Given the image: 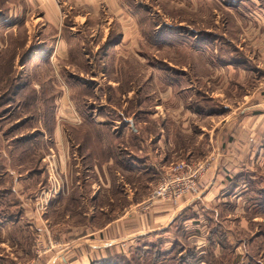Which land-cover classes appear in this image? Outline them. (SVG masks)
Instances as JSON below:
<instances>
[{"label": "rangeland", "instance_id": "374dc122", "mask_svg": "<svg viewBox=\"0 0 264 264\" xmlns=\"http://www.w3.org/2000/svg\"><path fill=\"white\" fill-rule=\"evenodd\" d=\"M122 1L121 16L108 11L101 13L100 27L92 40L94 47L99 46L111 28L116 34L121 29V46L106 48L103 80L80 76L84 82L99 84L100 89L97 96L83 97L84 101L76 103L77 93L81 90H76L75 85H71L70 89L66 77L78 75V68L82 69V66L78 57L74 65H68L61 56L65 47L56 48L57 34L48 21L50 17L47 18L43 10L47 1L0 0V165L4 167L0 168V264H34L41 257L50 258L47 255L49 252L65 246L64 242L67 241L60 240V235L70 230L67 225L90 222V218L84 215L99 210L93 207L95 202L90 199L91 192L85 189L78 203L70 198L74 194V186L70 182L87 183L95 181L96 176L75 174L73 169L78 167L74 160H70L68 167L73 174L64 179L52 175L54 165L44 159L48 154H53L51 141H54V125L60 129L63 125V121L56 118L58 112L55 104L56 101L59 104L63 92L70 103H76H72L74 115L79 113L75 108L86 103L87 106L93 105L94 112L98 107H103L107 118L120 121L121 126L127 127L125 124L133 121L139 127H144L140 128L142 137L153 136V139H157L162 135L164 154L157 161L167 167L161 170L160 175L129 172L121 162L120 169L112 167L115 173H119H113L110 177V188L102 192V187L98 189V204L105 207L103 211L111 212V218L117 212H124V206L129 203L128 195L133 200H141L135 207L138 206V211L143 210L139 204L148 199L169 165L179 161L197 163L209 156L196 159L200 151L207 149L209 140L204 132L217 117L189 112L186 106L196 109L203 106L207 111L216 112L220 109L224 111V105L229 109L235 105L234 101L241 100L243 89L240 86L235 89L228 87L231 79L229 68L223 61L220 63L228 52L237 53L233 50L236 45L245 47L244 42L240 43L247 33L245 18L243 12L235 9L236 0H126V8ZM98 2L101 7L105 5L102 0ZM128 2H132V5ZM55 3L59 7L63 4L56 0ZM136 8L143 13L145 11L148 18L138 13L133 15L132 11L136 12ZM60 14L59 18L64 11L61 10ZM149 20L154 23L155 38L160 42L154 41L152 32L147 38L140 32L141 23H149ZM79 21L77 18L72 23L74 29H78ZM203 36L209 40L204 47L200 44ZM43 39L50 47V56L41 52L37 54L36 62L27 64L35 52L41 51ZM241 53L244 54L243 51ZM164 69L168 74L164 73ZM174 77L177 82L172 91L170 88ZM12 78L16 80L15 86L22 82L19 79H24L28 84L17 96H12V92L16 93L17 90L9 88ZM232 78L236 81L235 76ZM253 83L256 84L257 80ZM109 90L111 92L107 93ZM220 93L222 96H219ZM229 93L234 97H229ZM10 97L13 98L10 100ZM109 105L118 107L119 111ZM103 116L104 113L101 118ZM29 137L30 141H20ZM165 143H172V146L166 147ZM125 145L133 146L131 142ZM149 145L150 149L156 146ZM159 147L157 144V150ZM192 147H196V150L194 148L193 151ZM171 148H174L175 155L171 154ZM183 151L189 157L184 156ZM31 152L33 155L29 156ZM67 157H71V151ZM262 162L260 160L259 164ZM248 165L252 168L249 171L255 174L252 178L257 177V184L252 187L264 188V166L257 169L259 165L253 166L251 162ZM64 182L65 192L62 191ZM10 185L13 187L10 188ZM3 187L13 189V192L4 191ZM248 188L245 181L237 191L239 200L232 201L230 206L222 209V214L226 213L221 221L222 232L226 235L227 243L233 246L232 252L223 246L222 237L218 234L220 229L215 230L217 233L211 239L207 238V229L205 241L201 240L205 244L199 249L188 250L191 254L187 256L186 264H248L249 260L264 264V252L259 249L264 237V213L260 211L259 199L252 194L253 189L249 188L247 193ZM7 201L16 204L13 216L9 209L5 210ZM7 212L13 217V223L9 217L5 219ZM229 212L231 218H226ZM173 234L176 235L175 239L181 240L177 233ZM182 237L187 239L188 236ZM203 237L202 234L200 238ZM154 242L156 240L150 242L148 248H144L140 242L133 246L132 242V247L129 246L126 252H112L104 262L94 261L90 264H183L181 255L175 251L171 250L169 254L161 252L158 256L150 252ZM194 255H197L195 262L192 261ZM204 255L207 263L202 259Z\"/></svg>", "mask_w": 264, "mask_h": 264}, {"label": "crops", "instance_id": "0c3cea01", "mask_svg": "<svg viewBox=\"0 0 264 264\" xmlns=\"http://www.w3.org/2000/svg\"><path fill=\"white\" fill-rule=\"evenodd\" d=\"M46 1L47 7H43L44 15L47 18L50 17L48 21L57 34L56 43L58 47L56 46V48H59V46L65 47L61 56H63L62 58L68 65H72L78 57L82 66V69L78 68V75H67V85L71 89V85L74 84L69 81L74 78L84 82L80 76H88L89 78L87 79L98 77L103 80L104 72L106 71L104 60L106 48L110 46V49H115L121 46V29L120 33L116 34L115 30L111 28L106 33V36L102 38L99 46L94 47L92 40H94V34L100 27L101 13L105 14L108 11L121 16V0L120 2L119 0H102L105 4L102 7L100 2H98L100 0H56L62 1L63 4L60 7L55 3V0H52L54 4L51 0ZM123 1V5L126 8L125 0ZM234 3L235 9L244 13L247 33L240 40L241 44L244 42L245 47L242 48L241 46L239 48L237 45L235 46L238 53L243 51L244 54L241 53L242 56L238 57V61L225 63V66H228L231 76L228 87L235 89L240 86L239 88L243 89V93L240 102L234 101L235 105L229 109L224 105V111L220 109L216 112H211L207 111L206 107L203 106H198L197 109L186 106L189 112L194 111L204 117L211 115L217 117V119L212 121V125L208 127L207 131L204 132L209 140V144L206 147L208 150L200 151L196 158L199 160L209 155L212 156V161L208 170L198 179L194 194H184L176 202L157 199L153 205L140 211H138V206H135L141 200H133L132 196L128 195L126 198L129 203L124 206L122 210L124 212L121 211V214L117 212L111 218V212H108V210L107 212L103 211L105 207H100L98 204L96 194L101 187L103 188L101 192L110 188V177L115 173L112 167L116 166L118 169L121 167L122 154L124 153L121 148V135H118L121 122L107 118L103 107H98L97 111H93L91 115L93 124L92 135L73 138L71 129L81 127L83 119L80 118L79 113V118L77 114L74 115L72 113V106L75 103L72 102V105L69 99L65 97L66 93L63 92L60 95L59 104L57 101L55 103L56 112H58L56 118L63 121V125L60 124L61 129L58 128L59 126L54 125L52 136L54 141H51V144L53 143V154H48L44 159L50 160V163L54 165L52 175H59L64 179L69 175L71 177L73 172L75 174L83 173L88 177L96 176L95 181L87 183H85L86 181L84 183H79V181L70 182L74 186L72 191L74 192L73 195H75L70 198L75 199L78 203L82 198L81 193L85 189V191L91 192L90 199L95 202L93 207L99 210H96V212L92 210L91 213L84 215L90 218L88 219L90 222L86 221L83 223L82 221L74 226L67 225L70 230H66L65 234L60 235V240L67 241L64 242L65 246L62 249H53L47 254L50 258L41 257L34 264H90L94 261L104 262L112 252L120 253L122 250L123 252L129 250L127 248L129 246L132 247V242L133 246L140 242L144 244V248H148L147 246L150 245V242L158 239H162L160 242L161 252L169 254L173 248L174 241L178 239H175L176 235L173 234L177 233V225L183 226V231L188 236L186 237L187 243L193 246L194 249H199L202 247L201 245L205 244L201 240L204 239L205 241L206 239L208 221L216 220L217 218V204L222 201L231 205L232 201L239 200L237 191L240 186L232 187L235 176L243 170H252L248 165L249 162L253 166L259 165L260 167L258 166V168L263 169L264 162L259 164V161H264V0H236ZM61 10L64 11V15L59 18ZM132 12L134 13L133 15H137V12ZM77 18L80 19L79 27L74 29L75 26H72V23ZM65 19H68L70 24H66ZM52 20L57 21V23ZM64 31L67 36L63 35ZM141 31L142 28L140 27ZM43 41L41 51L35 52L27 64H33L31 61L36 62L37 54H41V52H46L47 57L50 56V47L45 42V39ZM74 48L78 50L79 54L75 53L77 57L72 59ZM99 48H102V53L97 57ZM82 55L84 58H82ZM96 57L98 60H96ZM83 59H85L88 66L86 70L83 66ZM96 61L101 67L97 65ZM233 76L236 77V81L232 78ZM255 79L257 80L256 84L253 83ZM88 83H90L94 94L97 96L98 89H100L99 84L91 83V81ZM110 83L108 82L107 84ZM225 87L228 88L227 86ZM170 89L174 91L173 83H171ZM187 89H190V87H187ZM109 92L111 91H107V93ZM222 93L219 96H222ZM231 96L234 97L233 94L229 95V97ZM110 107L115 108L112 105ZM100 108L104 113L102 118L99 113ZM117 108L115 109L119 111ZM75 111H78L77 108H75ZM107 125H109V131L113 134L112 136L108 135L106 131ZM125 125H127V128H132L135 132L137 131L132 121H128ZM202 128L204 129L205 127ZM61 132L63 135H61ZM152 137H139L137 140L138 147L132 146L130 148V146H125L129 150L128 153L140 154L139 156H134V160L130 162L123 160L129 172L133 170L134 172H140L141 175H160L161 170L167 167L166 165H160L157 161L164 154L162 153L164 150L161 144L162 135L158 136L157 139ZM125 139V143H129L126 137ZM153 141L156 142L153 143ZM149 144H156V146L159 144V150H157L156 146L150 149ZM165 145L170 147L172 143H165ZM192 148L193 151L194 148L196 150V147ZM173 149L171 148L170 151L172 155H175V150ZM69 151H71V157H67ZM183 152L184 156L187 157L186 151ZM164 159L166 160V157ZM70 160H74L75 166L78 167V169L74 168L73 172L68 167ZM2 168L4 167L2 166ZM6 169L8 170V168ZM65 184L66 182H64L63 192L66 191ZM10 187H13V185H10ZM3 188L8 189V187ZM63 192L60 194H63ZM109 200H112V198H109ZM8 217L10 222L13 223L11 215L6 214L5 219H8ZM226 218H231L230 212ZM95 222L99 223L94 224ZM40 231L43 232V229ZM196 233L200 237L203 234L204 237L200 238L195 235Z\"/></svg>", "mask_w": 264, "mask_h": 264}, {"label": "trees", "instance_id": "16d2710c", "mask_svg": "<svg viewBox=\"0 0 264 264\" xmlns=\"http://www.w3.org/2000/svg\"><path fill=\"white\" fill-rule=\"evenodd\" d=\"M129 5L131 6L132 5V2H130ZM263 5H264V3H263ZM136 12L138 14H141V17L144 16L145 18H148L147 17L148 15H147V13L145 11L143 13L139 8H136ZM65 23L66 24H70L69 21H68V19H65ZM141 28H142V33L145 36L147 35L146 38L148 36H150V34L152 32L154 34L153 35L154 41L156 43L157 42H160L159 40H157L155 38L156 37V34L154 33V31H155V25H154V23L152 21H150L149 23H145V22L141 23ZM147 32L149 33V35H148ZM63 35L67 36L66 33H65V31L63 32ZM203 35H205V33ZM200 42H201L200 44L202 46H205V45H207L209 43V40L207 38H205V36H203L201 38V41ZM233 50L237 51L236 49H233ZM75 53L76 54H79V52H78V50L76 48H74V51L72 52V59L77 57ZM101 53H102V48H99V52L97 54V57H99L101 55ZM240 56H242V54L241 53H238V51H237V53L236 52H233V51H231L230 53L228 52L227 53V57H226L227 59L225 58L224 60H221L220 63L222 61H223L222 62L223 64L230 63V62H233V61H238L237 59ZM97 57H96V60H98ZM82 58H84L83 55H82ZM220 59L221 58H219V60ZM97 65L99 67H101V65L98 62H97ZM83 66H84L85 70L88 68V66H87V64L85 62V59H83ZM10 73H12V72L10 71ZM164 73L168 74L165 69H164ZM175 73L178 74V71H175ZM1 76L2 75H0V77ZM16 79H18V78H16ZM23 80L24 79H19L18 81H22V82L20 83V85L18 84V85L15 86V81L16 80H14V78H12V80L10 81L9 88H10V90H17L16 93L12 92V96H14V94H16V96H17L20 93L19 91L25 89L28 86V84L25 83V81H23ZM70 82H71V84H74L75 85V89L76 90L77 89H80L81 90V91H79L77 93V97L78 98L75 100L76 103L79 102V101L80 102L81 101H84V98L83 97H86L87 98V96L92 97V96L95 95L94 94V91H93V88L90 85V83H88V82H81V81H79L78 79H75V78L73 80H71ZM176 82H177V78L174 77L173 84H176ZM5 89H7V88H5ZM177 90L179 92H182V93L185 92V91H183L181 89H177ZM6 92H8V91H6ZM12 98L13 97H10V100ZM6 100H8V98ZM28 105H30V104L28 103ZM84 107L86 108L85 110H84ZM93 108H94L93 105L87 106L86 103L83 104L81 107L77 108L78 112L81 113V115H82L81 116L79 114L81 116V118L83 119V124L79 128H76V129H73L72 128L71 129V131H72L71 132V135L73 136V138H77V136L87 137L86 135H92V132H93V128L92 127H93V124L91 122L92 121L91 120V115H92ZM85 112H87V115L85 114ZM211 112H215V110L214 111H211ZM99 113L101 115H103V112H102V109L101 108L99 110ZM132 123H133L134 127L137 128V131L136 132L132 128H127V127H124V126H121V128L119 130V132H121V133L118 132V135H121V145H122L121 148H122V152H124L122 154L123 155V159H122L121 162L123 164H125V165H126V163H124L123 160H126L127 162H130L131 160H134V158H135L134 156H139L140 155L139 153H136V155L135 154H132V153H128L129 150L125 147L126 146L125 145L126 144L125 143L126 142L125 137L127 138V142L130 141L132 143V145L133 146H136V147H138V141H137L138 138L139 137H142L140 135V132H141V129L140 128H144V127H142V126L139 127L140 125H138L137 123H135L133 121H132ZM109 130H110L109 129V125H107L106 126V131H107L108 135L112 136L113 134L110 133ZM20 141H30V137L27 138V139H22V140L20 139ZM130 142H129V144H130ZM27 144H29V143H27ZM23 146H25V145H23ZM31 155H33V152H31V154L29 156H31ZM131 155H133V156H131ZM29 156H27V158ZM25 157H26V155H25ZM0 168H2L1 165H0ZM257 169H258V167H257ZM254 175L255 174H254L253 171L250 172L248 169L247 170H243L241 173H239L238 175H236L235 178L233 179L232 187L240 186L241 184H243L246 181L247 186L249 188L253 189L252 190V194H254V196L259 199V202L258 203L260 204V206H259L260 207V211L262 213H264V188L262 186L257 187V188H253L252 187V186H254V185L257 184V180H256L257 177H253L255 179L252 178V176H254ZM10 188H12V187H10ZM249 188L247 189V193L249 192ZM3 190L4 191H7V192H11L13 189H3ZM243 194H245V193H243ZM243 194L241 193V195H243ZM228 206H230V204L228 202H221V204H219V203L217 204V206H216V209H217V218H216V220H209L208 221V232H209V234H208V237L207 238L211 239V237H213L217 233L215 230L216 229H220L219 232H218V234L222 237V244H223V246L226 248V250L232 252L233 246L230 243H227V239L225 237L226 235H224L223 232H222V223H221V221L223 220L222 217L224 218V214H226V213L222 214V212H223L222 209H224V207L226 209V207H228ZM15 207H16L15 202H12V201L9 202V201H7L6 206H5V210L8 211V209H9L8 212H10L12 214V216H13V214H14L13 208H15ZM8 212L6 214H9ZM11 214H9V215H11ZM176 231H177V235H179V237L181 238V240L180 239H177V240L174 241V245H173V248H172V252L175 251L178 254H180L181 255L180 258L183 261L182 263L183 264H186L187 256L191 254L188 250H193L194 247L191 246V245H189L187 243L186 239L184 237H182V236H186L185 233H184V231H183V226L182 225H177V230ZM263 232H264V228H263ZM263 236H264V234H263ZM157 242L158 241L154 242V244L151 245V247H150V250H151L150 252L155 253V255L161 253V251H160L161 250V248H160V244L161 243L159 241L158 242L159 245H158ZM259 247H260L259 249L264 252V237H263V240L260 241ZM196 257H197V255L192 256V261L193 262L196 261ZM107 259H109V257ZM202 259H203V261H205V263H207L206 255H204L202 257ZM248 264H256V263H254L252 260H249L248 261Z\"/></svg>", "mask_w": 264, "mask_h": 264}, {"label": "built area", "instance_id": "2783aa9c", "mask_svg": "<svg viewBox=\"0 0 264 264\" xmlns=\"http://www.w3.org/2000/svg\"><path fill=\"white\" fill-rule=\"evenodd\" d=\"M211 161L212 156H208L197 163L179 161L169 165L148 199L139 204L140 209H147L157 199L176 202L182 195L194 193L198 179L208 170Z\"/></svg>", "mask_w": 264, "mask_h": 264}]
</instances>
